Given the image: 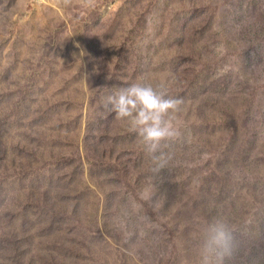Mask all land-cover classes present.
<instances>
[{
    "label": "rangeland",
    "instance_id": "374dc122",
    "mask_svg": "<svg viewBox=\"0 0 264 264\" xmlns=\"http://www.w3.org/2000/svg\"><path fill=\"white\" fill-rule=\"evenodd\" d=\"M180 98L144 150L103 97ZM264 264V0H0V264Z\"/></svg>",
    "mask_w": 264,
    "mask_h": 264
},
{
    "label": "clouds",
    "instance_id": "9594fccd",
    "mask_svg": "<svg viewBox=\"0 0 264 264\" xmlns=\"http://www.w3.org/2000/svg\"><path fill=\"white\" fill-rule=\"evenodd\" d=\"M69 4L71 0H64ZM183 101L170 97L163 84L153 87L143 81L132 83L103 97L102 107L117 119H127L130 130L140 137L144 150L158 162L153 171L163 168L167 160L154 154L167 141L182 139V132L173 121L181 111ZM234 249L231 234L223 223L213 224L202 243V264H224Z\"/></svg>",
    "mask_w": 264,
    "mask_h": 264
},
{
    "label": "built area",
    "instance_id": "2783aa9c",
    "mask_svg": "<svg viewBox=\"0 0 264 264\" xmlns=\"http://www.w3.org/2000/svg\"><path fill=\"white\" fill-rule=\"evenodd\" d=\"M33 1H37V0H33Z\"/></svg>",
    "mask_w": 264,
    "mask_h": 264
}]
</instances>
